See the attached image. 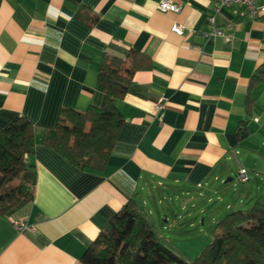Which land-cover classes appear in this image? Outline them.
Listing matches in <instances>:
<instances>
[{
    "label": "crops",
    "instance_id": "crops-1",
    "mask_svg": "<svg viewBox=\"0 0 264 264\" xmlns=\"http://www.w3.org/2000/svg\"><path fill=\"white\" fill-rule=\"evenodd\" d=\"M161 1L179 12L160 13ZM213 8L214 0H0V133L21 117L32 124L27 162L36 174L33 202L0 217V264H82L131 199L149 217L165 194L177 195L185 210L195 192H219L231 195V212L240 196L229 184L239 166L257 187L245 184L244 200L264 193V84L249 89L264 64V15L224 8L216 25L232 45L206 42ZM81 10L98 21L80 22ZM174 24L183 36L171 32ZM104 55L125 62L131 83L117 106L122 126L107 165L92 172L41 139L63 109L101 106ZM244 121L250 133L240 141ZM13 223L34 230L18 232Z\"/></svg>",
    "mask_w": 264,
    "mask_h": 264
},
{
    "label": "trees",
    "instance_id": "trees-1",
    "mask_svg": "<svg viewBox=\"0 0 264 264\" xmlns=\"http://www.w3.org/2000/svg\"><path fill=\"white\" fill-rule=\"evenodd\" d=\"M77 19L89 26L98 21L88 10H81ZM124 65L122 59L104 55L98 71V82L105 90L101 106L85 113L63 109L54 129L43 134L42 145L80 170L102 172L122 126L117 106L131 83L130 76L122 74ZM262 84L264 64L252 76L249 89ZM251 104L249 98L248 110ZM242 125L240 141L250 133L247 121ZM34 148V128L25 118L16 119L0 133V217L33 202L36 174L27 159ZM249 203L246 210H233L222 218L212 242L188 261L162 243L147 214L131 199L87 248L81 263L264 264V196L253 197Z\"/></svg>",
    "mask_w": 264,
    "mask_h": 264
},
{
    "label": "rangeland",
    "instance_id": "rangeland-1",
    "mask_svg": "<svg viewBox=\"0 0 264 264\" xmlns=\"http://www.w3.org/2000/svg\"><path fill=\"white\" fill-rule=\"evenodd\" d=\"M250 182L249 185L256 189V183L252 180ZM229 185L240 196V199L232 200V211L249 208L251 204L246 205L243 197V192L249 185L244 187L245 184L239 185L235 180ZM263 185L264 180L261 183L262 187ZM230 197L231 195L223 197L219 192L209 196H199V192H195L192 203L186 204L185 210H182V201L177 195L165 194L157 209L153 208L151 216L147 218L151 220L166 247L182 258L193 261L212 242L216 224L229 212L225 211V207L228 200H231ZM180 198L183 197L180 195Z\"/></svg>",
    "mask_w": 264,
    "mask_h": 264
},
{
    "label": "built area",
    "instance_id": "built-area-1",
    "mask_svg": "<svg viewBox=\"0 0 264 264\" xmlns=\"http://www.w3.org/2000/svg\"><path fill=\"white\" fill-rule=\"evenodd\" d=\"M233 6H242L245 8L246 14L251 19H256L264 15V7H258L254 0H214V8L213 15L208 18L207 23L209 29L204 31L203 38L206 42L215 41L218 38L224 40V42L228 45H232L233 36L226 31L220 30L217 28L216 19L220 15L222 9L230 8ZM157 9L160 13H172L176 14L179 12V7L169 3L168 1H161L157 5ZM184 27L179 24H174L171 28V32L179 37L184 34ZM163 109L161 104L156 106V111L159 113ZM236 181L238 184L244 185L250 182V177L248 172L243 167H238ZM200 187V185H198ZM15 229L18 232H22L24 230L33 231V227H27L25 224L13 223Z\"/></svg>",
    "mask_w": 264,
    "mask_h": 264
},
{
    "label": "water",
    "instance_id": "water-1",
    "mask_svg": "<svg viewBox=\"0 0 264 264\" xmlns=\"http://www.w3.org/2000/svg\"><path fill=\"white\" fill-rule=\"evenodd\" d=\"M231 180H228L227 182H230Z\"/></svg>",
    "mask_w": 264,
    "mask_h": 264
}]
</instances>
